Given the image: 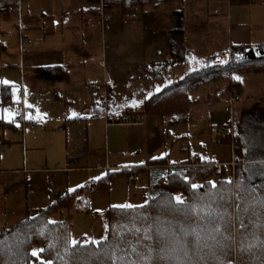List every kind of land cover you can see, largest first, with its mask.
Segmentation results:
<instances>
[{
    "label": "crops",
    "instance_id": "1",
    "mask_svg": "<svg viewBox=\"0 0 264 264\" xmlns=\"http://www.w3.org/2000/svg\"><path fill=\"white\" fill-rule=\"evenodd\" d=\"M37 1L10 2L18 8V23L13 22V25L18 27L16 38L21 50L15 48L13 37L0 44L4 51L0 55V68L16 70L20 79V91L16 92L18 101L13 100L12 85H9L10 90H2L3 85L0 86L3 100L0 104L9 103L12 107L10 121L0 124L4 129L8 128L5 136H0V229L7 226L9 217H16L19 222L74 192L78 194L76 200L80 210L71 214V240H99L102 236L99 213L108 210L110 205L143 204V192L149 185V169L153 161L167 156L172 165L195 160L222 165L235 157L232 147L215 148L222 143H216L212 127L229 123L231 129L239 131L228 119L230 112L232 117L236 113L238 96L234 100L227 90L220 91V94L213 90L206 92L209 85L195 88L192 91L194 94L199 92V97L205 90L208 109L199 114L191 113L188 121L181 124H169L160 115L144 114L145 103L169 84L197 70L208 57L222 55L225 50L236 46L262 43L264 0H211V9L198 10L193 6L190 12L183 11L184 41L194 59L186 63L188 69L182 76L177 73L167 75L163 73L165 68L181 63L169 62L164 44L160 50L162 71L154 77L148 74L149 94L144 90L146 97L140 98L138 102L142 104L137 108H121L118 101L110 105L111 94L114 98L116 96L114 89L119 83L118 76H112L110 86L104 88L102 94L98 85L100 64L96 69L86 64L88 60L82 57H91L89 24H93L92 21L100 23L98 16H92L101 12L100 0L99 3L59 0L51 3L50 14L43 12L42 4L37 8ZM78 1L79 5L70 10ZM163 5L146 7L161 8ZM175 11L177 9L172 8V15ZM117 14L121 15L119 9L108 13L109 18ZM173 27L162 29L161 34L167 37L165 31ZM23 38L32 43H27L22 50ZM67 39L72 41L71 44L66 43ZM3 56L6 59H2ZM126 78L124 76V81ZM242 85L241 94L248 91L264 102V85L255 88L245 82ZM105 91L107 100L102 99ZM126 94L131 96L133 89ZM225 98L230 102L223 100ZM199 102L201 99L195 98L194 105ZM101 104L104 109L110 107L108 115L111 118L103 115ZM3 116L0 119H4ZM28 116L31 119H27ZM111 119L115 122L109 123ZM34 120L36 124H32ZM189 141L195 148L196 156L192 158L187 153L186 143ZM205 144L210 145L209 152L201 150ZM5 150L11 151L7 153ZM134 169L139 170L132 178L135 172L131 170ZM106 181H109L107 188L96 187L97 183ZM87 207L90 211L85 210ZM67 213L66 210L61 214L57 212L53 218L58 219Z\"/></svg>",
    "mask_w": 264,
    "mask_h": 264
},
{
    "label": "trees",
    "instance_id": "2",
    "mask_svg": "<svg viewBox=\"0 0 264 264\" xmlns=\"http://www.w3.org/2000/svg\"><path fill=\"white\" fill-rule=\"evenodd\" d=\"M91 1L99 3V0ZM168 1L176 0H104V4L107 9L120 8L121 14L126 15L136 13L147 5H159ZM183 14V10L175 11L174 15L177 16L175 26L165 31L167 36L165 48L170 57L169 62L189 63L192 59V52L184 41ZM234 49L241 52L242 56L233 53L225 64L218 62L221 54L208 57L197 70L169 84L162 91L147 99L144 114L160 115L167 119L169 124L186 123L195 103L190 97V92L195 88L211 86L221 81L219 79L228 82L226 90L230 94H241L243 85L237 79L238 71L252 70L254 73L264 74V41L253 46H236ZM5 89L10 90L11 87L5 86ZM255 112L259 115V119H255L256 122L264 125V113H261L259 109ZM220 138L224 143L230 144L238 155L234 166L230 162L218 165L215 162L200 160L172 165L167 156L157 159L150 163V181L143 192V201L149 197L160 200L165 195L180 194L188 197L190 186L185 182L184 177H188L190 183L198 185H207L208 181H214L218 188L221 182L230 180L233 182L231 185L233 191L236 189V183L239 182L247 188L254 189L257 195H264V161L259 160L260 156L264 157V152L247 155L248 150L242 145L241 130L235 132L232 128L229 133L225 134V137ZM245 157L251 160L247 161ZM255 160L259 161L255 163ZM138 170H131L135 172L132 178L136 177ZM108 185L109 181L99 182L96 187L98 189L107 188ZM207 187L210 189L211 185ZM204 190V188L199 189L201 192ZM77 196L78 194L74 192L66 194L42 212L27 216L12 226L0 229V264H40V260L31 255L34 249H43L44 251L38 255L43 260H51L52 264H97V259L89 255L87 246L77 250L75 246L65 243L66 240H71V214L80 210L77 206ZM152 203L153 201L150 200L149 205H145V208L149 209V216H160L162 220L166 217L171 218L167 212L151 207ZM65 210L67 214L58 219L53 218L55 213L61 214ZM85 210L90 211L88 207ZM131 214V211L124 214L111 208L99 213L102 218V236L105 235L104 225L106 223L108 225L125 224ZM109 237L110 242H116L111 237V233ZM125 239L134 241L135 237L127 235ZM66 247L67 252H65ZM90 247L91 250L97 249L96 245ZM240 264H264V250L254 249L244 256Z\"/></svg>",
    "mask_w": 264,
    "mask_h": 264
},
{
    "label": "snow or ice",
    "instance_id": "3",
    "mask_svg": "<svg viewBox=\"0 0 264 264\" xmlns=\"http://www.w3.org/2000/svg\"><path fill=\"white\" fill-rule=\"evenodd\" d=\"M11 84L8 80L0 81L3 86ZM12 93L13 100L18 101L14 86ZM2 111L4 119H11L8 109ZM184 180L190 186L188 197L165 195L160 200L149 197L142 205H110L124 214L131 211L125 224L106 223L105 235L99 240L88 238L78 243L72 239L65 243L77 250L87 246L97 264H240L254 249L264 250V195H257L254 189L239 182L233 191L230 180L221 182L219 188L216 182L208 181L210 189L190 183L188 177ZM201 188L205 190L199 191ZM150 200L151 207L167 212L171 218L149 216L145 205ZM109 233L115 243L110 242ZM127 235L134 236V241L126 240ZM91 245L97 249L91 250ZM43 251L34 249L31 255L40 264H52L51 260L40 258L38 253Z\"/></svg>",
    "mask_w": 264,
    "mask_h": 264
},
{
    "label": "rangeland",
    "instance_id": "4",
    "mask_svg": "<svg viewBox=\"0 0 264 264\" xmlns=\"http://www.w3.org/2000/svg\"><path fill=\"white\" fill-rule=\"evenodd\" d=\"M12 1L13 0H0V44L6 43L5 40H8V38L13 37V39L16 41L15 48L17 47V50L20 51L21 50L20 41H18L16 38L17 35L16 32H18V27H14L13 25V22H16V24L18 23L17 21L19 17L18 8L16 4L14 5L10 3ZM210 1L211 0H176L173 2L168 1L166 3H163L164 5L161 8L152 7V6L144 7L143 10H139L136 13L126 14V15H122V14L111 15L110 18L108 13L112 9H119V11H121L120 8L111 7L107 9L105 7L104 0L102 4L100 1V4L103 6L101 12H99V15L96 14L92 15V16H98V19H100V23L94 24V22L92 21L93 24L91 23L89 24L90 32L89 31L88 32L90 33V37H91L89 39V42L92 48L90 54L91 57H88L87 55H84L82 57L88 60L87 62H85L86 64L88 63L89 65L95 68L97 67L96 69H98V67L101 66L98 85L99 88L102 90V94L104 88L107 89V87L110 86L112 76L114 74L118 76L117 80L119 83L117 87H115L114 89L116 96L114 98V94H111L110 105L118 101V105H120L121 108H125L126 106L127 107L134 106L135 108H137L139 107V105L142 104L141 102H138L140 98L146 97L144 95V90L149 94V90L146 85L148 79L146 77H148L149 73L152 74V76L154 77V75H157L160 71H162L161 69L162 56L160 50L162 49V46L166 43L167 37H164L163 34H161V31L164 28H171L175 26V20L177 16H175L174 14L172 15L171 13L172 8L190 12V9L193 6H197L198 10H200V8H202L203 10H208L211 9L213 5V3ZM52 2H54L55 4L56 2H59V0H38L35 3V5L37 6V8H39L40 4H42L44 8L43 12L45 14L46 13L50 14L51 9H53V6L51 4ZM191 2L192 4L191 6H189ZM74 5L75 7L78 6L79 1L74 2L70 10H74L72 9ZM1 8L3 9L1 10ZM28 10L31 11V9ZM4 36H6V39H4ZM71 42L72 41L70 39L66 40V43H68V45L71 44ZM27 45H28L27 43L23 44V46L21 47L22 50L26 48ZM3 52L4 51H2V48L0 47V55ZM168 56L165 57L168 58ZM229 57H230L229 50L228 51L225 50V53L222 54L218 62L220 64H225ZM2 59H6V58L3 56ZM193 59L194 58H192L191 60ZM98 64H100V66ZM186 69H188L186 63L175 64L173 67L169 65L167 68H165L163 73H167V75H171L172 73L174 74L177 73V75L181 74L180 76H182L184 72L187 71ZM15 71L16 70H11L10 68L7 69L1 67L0 81L1 80L12 81L11 85L12 87L14 86L16 88V92H17L20 91V79L18 76V72ZM237 75L239 81H241L242 83L245 82L251 88H255L259 84L264 85V74H258V73L255 74L252 70H242V72L238 71ZM11 76H14V78ZM124 76L127 77L126 81H124ZM130 76H132L133 78ZM255 78H257V81L254 80ZM219 80L221 81H218L212 84L210 87H208L209 89H207L206 92L213 90V91H218L215 94H220L222 91H225L228 82L226 80L223 81L222 79ZM4 87L5 86H2V90H4ZM130 88L133 89V94L131 96H128L126 92ZM206 92L205 90H203L201 97H199V92H197L196 94H194L193 91L190 92V97L194 101L195 98L201 99V102L196 103L193 106L194 108L192 109L191 113L199 114L200 112L207 111L209 103L205 104ZM227 94L230 95L229 92ZM253 95H254L253 93H249L248 91H245L241 95L231 94V96L234 97V100L235 97L238 96V98H236L235 101L236 113L234 117H232L233 115H231V112L228 115L229 122H232V125H234L236 128H239V130H241L243 136L242 145L243 147H245L244 149L248 150L247 155L249 154L253 155L254 152L260 154L264 152V136H263L264 125L261 124V122H256V120L259 119V115L255 112L256 109H258L257 107L259 106L261 108L260 112L264 113V102ZM103 97L102 99L107 100L108 97L107 92L106 94L103 95ZM111 98L114 99L111 100ZM1 99L2 96L0 94V100ZM223 100L228 101V103L230 102L227 98ZM0 102H3V100H1ZM8 104L9 103L0 104V116L4 114L2 111L3 109H8V111H10V108L12 107L11 104L10 105ZM12 104L17 105L16 102H12ZM106 108L107 110H105ZM106 108L104 109L103 104H101V111L103 115L111 118L110 117L111 115H108L110 107H106ZM23 119H25V117H23ZM206 119L209 120V117H206ZM8 120L10 121V119H0V124L5 125ZM24 121L26 120H22V122ZM220 128L224 129L225 134L229 133V130H231V126L229 125V123L227 126L216 125L212 127L214 133V135L213 134L212 135L213 138L216 140L217 144L223 142L220 137H225V134L218 137L216 130L217 129L220 130ZM7 130H8L7 127L4 129V127L0 125V136L2 137L5 136V133L8 132ZM259 131H261V133ZM181 144L183 145L182 141ZM179 145L180 144H178V146ZM220 145L222 146L220 147L215 146V148L223 149V145L227 146L228 148L232 147L230 144H226L224 142ZM186 147L188 148L187 153L189 155L190 154L192 155L191 158L193 156H196L195 148L190 141L186 143ZM200 148L204 152L205 150L209 152L210 145L205 144L202 145V147ZM4 149L6 148H3L2 150ZM5 151L8 153L11 150H5ZM212 151L214 150L212 149ZM234 155L235 157L232 158L230 163L233 160L237 161L238 155L235 152ZM245 158L247 159V161L251 160L250 158L247 157ZM259 160L264 161V157L260 156ZM259 160H255V163L256 161L258 162ZM53 217H55V215ZM1 218L2 216L0 215V219ZM17 220L18 219H16V217H9V222L7 223V226L14 225L15 223H17Z\"/></svg>",
    "mask_w": 264,
    "mask_h": 264
},
{
    "label": "built area",
    "instance_id": "5",
    "mask_svg": "<svg viewBox=\"0 0 264 264\" xmlns=\"http://www.w3.org/2000/svg\"><path fill=\"white\" fill-rule=\"evenodd\" d=\"M101 1V4L103 3V0H100ZM103 7V6H102ZM24 43H29V44H31L32 43V41L30 40V39H28V38H23L22 39V43H21V46L24 44ZM34 43H37V42H34ZM233 53H237L238 54V56H242V53L241 52H237V50H235L234 48H230L229 49V54L231 55V54H233ZM36 122L37 121H33L32 122V124H36ZM115 121L113 120V119H111L110 120V122L109 123H114ZM217 131V135H218V137L219 136H221V135H223V134H225L224 132V129L223 128H220V130L219 129H217L216 130ZM231 164L234 166L235 165V160H233L232 162H231Z\"/></svg>",
    "mask_w": 264,
    "mask_h": 264
}]
</instances>
